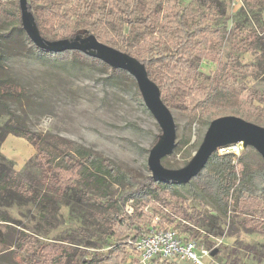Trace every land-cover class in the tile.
Returning a JSON list of instances; mask_svg holds the SVG:
<instances>
[{"label": "rangeland", "instance_id": "rangeland-1", "mask_svg": "<svg viewBox=\"0 0 264 264\" xmlns=\"http://www.w3.org/2000/svg\"><path fill=\"white\" fill-rule=\"evenodd\" d=\"M138 1H153L159 6L168 2ZM177 1L189 13L190 23L200 29L188 53L204 48L214 51L229 69V78H225L220 75L216 63L204 60L197 67L198 84L211 89L216 88L217 82L234 85L241 97V106L220 107L211 112L217 117L235 115L263 127L264 0ZM63 2L66 4H58L55 0H27L45 39L56 40L51 31L57 19L53 7L60 8L61 15L74 13L72 29L78 35L93 34L98 40L108 37L112 41L101 43L124 53L129 51L131 55L138 56L136 45L141 44L146 35H152V30L141 23L140 15L134 16L132 25H128L123 15L114 12L109 0ZM19 27H22L19 0H0V81L10 78L23 90L19 101H9L13 113L22 117L33 132L52 133L79 142L103 158L111 159L124 172L135 177L151 176L149 154L162 130L145 106L135 79L126 74L111 75L80 59L60 61L40 56L23 46ZM208 31H218L224 43L217 44L213 37H209L210 43L204 41L203 36ZM8 34L10 36L6 37ZM153 36L160 44V48L154 47L156 52L169 49L171 38ZM148 70L159 76L167 73L164 65H154ZM187 94V91L167 95L161 92V99L173 114L177 127L178 146L162 160L163 167L172 170L190 163L211 122L202 114L190 116L185 112L189 104ZM8 119L7 116L0 119V170L4 174L9 169L15 172L24 187L35 192L37 201L19 195L9 180L4 181L6 190L0 192V264H18L21 259L30 261L31 252L16 243L19 239L30 241L34 249L43 243L69 247L82 262L111 249L115 241L109 221L115 204L110 205L100 194H84L81 190H72L69 196L55 200L42 183L33 146L12 134L1 138ZM239 149V155L220 157L214 154L232 173L235 186L250 172L264 171V160L255 149H245L243 143ZM167 185L174 189L178 198L188 201L186 212L193 219L190 223L196 230L184 231L183 217L171 207L165 208L164 213H157L152 206L144 209L146 220H141L149 224L150 230L168 228L175 231L180 240L196 243L199 253L206 251L211 255L215 252L214 256L203 258L207 264L237 261L239 264H264V226L261 231L250 232L242 225L245 218L253 217L252 211H241L230 202L229 214L222 215L192 181ZM128 189L126 185H113L109 193L116 200ZM171 202L175 204L176 200ZM136 208L129 199L125 211L135 215ZM165 213L173 214L175 221L172 225L160 226L159 221ZM245 246H254L259 256L248 253ZM125 257L124 264H141L134 249H128Z\"/></svg>", "mask_w": 264, "mask_h": 264}, {"label": "trees", "instance_id": "trees-1", "mask_svg": "<svg viewBox=\"0 0 264 264\" xmlns=\"http://www.w3.org/2000/svg\"><path fill=\"white\" fill-rule=\"evenodd\" d=\"M58 4H66L63 0H55ZM116 14L123 15L126 24L132 25L134 16L140 15L141 23L150 28L152 35H146L141 44L136 45L139 55H131L141 61L149 72V76L159 85L161 92L165 95L179 91H187L189 104L184 109L191 115L202 114L210 121L220 117L214 116L211 110L216 108H234L241 106L240 95L236 92L234 85H223L217 82L214 89L203 87L198 84L197 67L204 60L217 64L220 75L229 78V69L221 60L220 55L207 49H193L188 53L190 45L195 42L199 27L190 23V15L179 4L177 0H168L167 4L157 5L153 1L140 2L138 0H109ZM29 10L30 7H29ZM54 15L57 18L53 26L52 34L56 40L72 39L77 34L72 29L75 19L73 12L60 14V8L53 7ZM160 13H163L162 15ZM37 22V21H36ZM38 25V23H37ZM38 29L42 34L41 27ZM21 41L29 51H33L40 56L63 61H75L80 59L86 63H93L101 69H105L111 75L126 74L122 70H114L100 60L88 57L79 51H68L61 54L44 52L34 46L22 27ZM171 38V45L168 50L156 52L155 48H160L156 42V36ZM9 37L10 35H5ZM43 36V35H42ZM44 37V36H43ZM209 37H213L217 44L224 43V37L217 31H208L204 34V41L210 43ZM100 42L112 41L108 37L99 38ZM164 40V39H163ZM155 46H149L153 43ZM149 46V48H147ZM155 47V48H154ZM144 51V53H141ZM2 61L0 57V62ZM154 65L165 66L166 74L162 76L154 74L148 69ZM23 90L15 81L8 78L0 81V119L7 116L9 119L2 128L1 138L12 134L24 138L36 151L34 160L39 163L41 168L42 183L52 193L55 200L69 196L72 190H81L84 194H100L110 205L115 204L111 211L109 229L114 239V245L106 252L95 254L92 259L80 261L76 258L73 250L69 247H61L50 244H39L36 249L30 241L17 240V244L31 252L30 261L21 259L18 264H124L127 260L128 249H135L136 242L150 233L149 224H143L141 220H146L144 209L153 207L157 213H164L165 208L171 207L175 213L183 217L184 231H195L192 227L193 219L186 212L188 201L178 198L174 189L170 186L155 181L151 176H133L120 169L111 159L103 158L93 149H89L79 142L76 143L52 133L43 134L31 131L22 117L14 114L9 104L10 100L19 101ZM140 96V94H139ZM181 106V105H180ZM182 107V106H181ZM202 112V113H201ZM263 170L250 172L239 180L235 186L233 175L223 166L222 159L213 155L207 167L196 177L192 183L196 184L202 194L210 198L222 215H228L230 202L234 203L235 208L241 211H252L253 217L245 218L242 222L245 229L261 231L264 226V182ZM0 192H5V182L8 180L15 186L16 192L26 198L37 201L35 192L26 189L15 172L2 173L0 170ZM5 181V182H4ZM113 185H126L128 190L122 191L119 197L114 200L109 193ZM4 186V187H3ZM133 200L136 205L135 215H130L125 211L127 202ZM175 199L176 203L171 200ZM104 222V220H101ZM174 215L165 213L160 219V226L172 225ZM166 228L165 230H167ZM130 239L123 243V240ZM245 250L255 257L257 249L254 246H245ZM137 252V251H136ZM138 254V253H137ZM151 264H172L161 258L153 260ZM231 264H239L233 262Z\"/></svg>", "mask_w": 264, "mask_h": 264}, {"label": "water", "instance_id": "water-1", "mask_svg": "<svg viewBox=\"0 0 264 264\" xmlns=\"http://www.w3.org/2000/svg\"><path fill=\"white\" fill-rule=\"evenodd\" d=\"M22 28L30 41L44 52L61 54L79 51L88 57L100 60L114 70L127 72L135 79L141 98L162 130L158 143L150 150L148 167L151 177L162 184H187L198 176L212 156L222 147L243 143L245 149L251 147L264 160V126L247 122L237 116H222L210 122L203 143L194 153L190 163L179 170L163 167L162 160L177 148V127L174 117L161 99L160 87L150 78L146 66L136 57L130 56L107 44L101 43L93 34L72 39H45L38 29L36 18L29 10L27 0H19ZM264 182V173H263ZM215 252L211 255L214 256Z\"/></svg>", "mask_w": 264, "mask_h": 264}, {"label": "built area", "instance_id": "built-area-1", "mask_svg": "<svg viewBox=\"0 0 264 264\" xmlns=\"http://www.w3.org/2000/svg\"><path fill=\"white\" fill-rule=\"evenodd\" d=\"M241 143L228 147H222L216 154L221 156L239 155ZM135 249L140 257L141 264H151L153 260L161 258L172 264H207L203 258H210L208 252L201 253L197 250V244L180 240L175 231L155 230L135 244Z\"/></svg>", "mask_w": 264, "mask_h": 264}]
</instances>
